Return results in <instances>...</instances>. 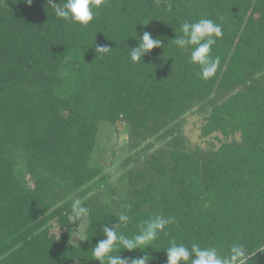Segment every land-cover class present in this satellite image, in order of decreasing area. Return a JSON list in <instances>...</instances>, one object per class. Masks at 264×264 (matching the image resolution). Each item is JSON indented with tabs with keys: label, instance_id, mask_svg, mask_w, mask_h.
Returning <instances> with one entry per match:
<instances>
[{
	"label": "trees",
	"instance_id": "obj_1",
	"mask_svg": "<svg viewBox=\"0 0 264 264\" xmlns=\"http://www.w3.org/2000/svg\"><path fill=\"white\" fill-rule=\"evenodd\" d=\"M202 18L223 33L207 81L172 41ZM144 31L163 45L134 64ZM96 44L111 50L101 58ZM189 114L202 138L227 141L191 146ZM119 124L128 143L113 173L100 136ZM77 199L90 212L82 244ZM124 211L129 236L156 215L175 218L153 248L120 249L125 259L166 264L173 240L264 248V0H106L83 28L48 0H0V264H99L91 249ZM248 264H264V251Z\"/></svg>",
	"mask_w": 264,
	"mask_h": 264
},
{
	"label": "clouds",
	"instance_id": "obj_2",
	"mask_svg": "<svg viewBox=\"0 0 264 264\" xmlns=\"http://www.w3.org/2000/svg\"><path fill=\"white\" fill-rule=\"evenodd\" d=\"M22 2L29 7L32 5V0H22ZM105 4L106 0H61L59 4L55 3V0H48V8L52 10L56 18L82 28L90 25ZM180 31L182 35H175L172 39L174 45L179 50H190V61L200 68L201 79L205 81L212 79L220 66V58L213 57L211 53L213 46L223 35L221 25L211 19L202 18L196 22L185 21ZM162 45L163 41L160 38H153L151 33L144 31L137 40V46L130 49L131 62L143 63V58L147 54L153 49L161 48ZM110 50L107 45H95L96 56L101 58ZM71 214L72 220L77 223L83 222L90 212L77 199L71 205ZM116 218L118 223L114 227L102 226L101 231L105 238L99 240L91 249L92 257L99 264H149L148 255L125 259L120 255V249L129 252L136 249L147 250L152 247L151 245L161 233L167 235V226L175 222L174 217L156 215L144 221L138 233L129 236L122 231L131 221L129 214L126 211L120 212ZM165 251L166 264H248L249 258L257 251H264V248L250 252L244 244L233 243L227 253L222 254L214 246L201 247L198 243L185 246L173 240ZM190 254H194V258H191Z\"/></svg>",
	"mask_w": 264,
	"mask_h": 264
},
{
	"label": "rangeland",
	"instance_id": "obj_3",
	"mask_svg": "<svg viewBox=\"0 0 264 264\" xmlns=\"http://www.w3.org/2000/svg\"><path fill=\"white\" fill-rule=\"evenodd\" d=\"M186 119L185 134L191 146H201L204 149H209L213 146L218 147L222 142L227 141V139L221 136L217 138L214 136L202 138L201 126L203 120L199 115L189 114ZM239 138L240 134H237L235 139ZM100 141L105 148V153H107L108 163L111 162L114 166L113 173H117L119 161L123 160L126 156V151L123 150L128 143L125 126L123 124H119L117 127L104 126ZM86 228V222H82L78 232L73 236V241L76 244H82L85 241Z\"/></svg>",
	"mask_w": 264,
	"mask_h": 264
}]
</instances>
